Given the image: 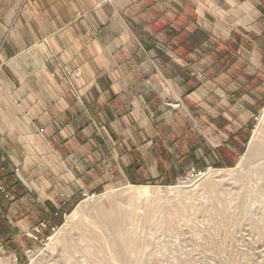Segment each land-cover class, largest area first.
Segmentation results:
<instances>
[{"label": "crops", "instance_id": "obj_1", "mask_svg": "<svg viewBox=\"0 0 264 264\" xmlns=\"http://www.w3.org/2000/svg\"><path fill=\"white\" fill-rule=\"evenodd\" d=\"M2 1L0 221L17 242H42L85 193L167 180L204 145L232 137L237 154L253 136L260 0Z\"/></svg>", "mask_w": 264, "mask_h": 264}, {"label": "rangeland", "instance_id": "obj_2", "mask_svg": "<svg viewBox=\"0 0 264 264\" xmlns=\"http://www.w3.org/2000/svg\"><path fill=\"white\" fill-rule=\"evenodd\" d=\"M7 19L0 9V24ZM253 113V136L237 154L229 137L219 149L209 143L194 158L180 160L178 176L83 197L47 243L29 237L21 244L0 221V264H264V151L248 157L258 131L264 144V122L255 120L264 108ZM209 167L213 171L196 177ZM112 204L119 238L101 220V208ZM117 242H125L128 259L112 252Z\"/></svg>", "mask_w": 264, "mask_h": 264}, {"label": "bare ground", "instance_id": "obj_3", "mask_svg": "<svg viewBox=\"0 0 264 264\" xmlns=\"http://www.w3.org/2000/svg\"><path fill=\"white\" fill-rule=\"evenodd\" d=\"M262 120L264 122V115H263ZM257 134L258 135L254 138V140L250 144L249 154H248L249 158L252 157V156L254 157L256 155H259L258 154L259 152L264 151V144H263V141L261 140L260 131H258ZM211 184L207 183L208 186H211ZM107 210H102V208H101V210H100L101 220H102V222H106L107 225H109L108 227H112L113 232L115 231V233L118 235V238H119L120 235H121V230H120V227H119V224H120L119 221L120 220H118L119 216L117 217V213L118 212H117V208H116L115 204L114 205L112 204V208L109 209L108 211ZM53 239H54V237L51 236L50 240H53ZM116 241H118V240H116ZM112 252H114V255L117 257V259H120V261L126 260L127 256H126V245H125V242H123V243L117 242L114 245ZM31 255H32L33 259L37 258V256H38V255H36L34 253H32Z\"/></svg>", "mask_w": 264, "mask_h": 264}, {"label": "built area", "instance_id": "obj_4", "mask_svg": "<svg viewBox=\"0 0 264 264\" xmlns=\"http://www.w3.org/2000/svg\"><path fill=\"white\" fill-rule=\"evenodd\" d=\"M263 115L264 114H262V118H263ZM262 118H260V116L258 115V116L255 117V120H257V122L259 124L261 122ZM4 170H5V166L0 163V172L4 171ZM210 171H213V169L211 167H209L208 169H206L204 171H200V172L196 173L195 175H196V177L201 178L203 176H206ZM195 175L193 174L192 176L195 177ZM0 193L3 194L6 198L10 197V191L8 190L7 186L2 181H0ZM95 195L96 194H86L85 193L84 197L89 198V197H93ZM62 217H63V224H64L70 219L71 213L70 212L69 213H64ZM47 229H49L48 222L46 220H42L34 227V232L36 234H40V233H43ZM58 229H59V227H57V228L53 227L51 229V232H54L53 234H55L58 231ZM51 236L52 235L49 234L48 236L45 237L46 243L51 239ZM32 253H33L32 250H30V249L27 250V254L28 255L29 254L31 255Z\"/></svg>", "mask_w": 264, "mask_h": 264}, {"label": "trees", "instance_id": "obj_5", "mask_svg": "<svg viewBox=\"0 0 264 264\" xmlns=\"http://www.w3.org/2000/svg\"><path fill=\"white\" fill-rule=\"evenodd\" d=\"M3 196H2V194H0V198H2Z\"/></svg>", "mask_w": 264, "mask_h": 264}]
</instances>
